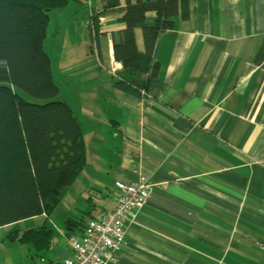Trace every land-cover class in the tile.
I'll return each instance as SVG.
<instances>
[{
  "label": "crops",
  "instance_id": "0c3cea01",
  "mask_svg": "<svg viewBox=\"0 0 264 264\" xmlns=\"http://www.w3.org/2000/svg\"><path fill=\"white\" fill-rule=\"evenodd\" d=\"M86 1L101 67L90 63L97 74L65 102L79 118L87 163L49 217L19 223L41 225L5 226L10 234L44 224L54 230L50 249L20 244L11 264L74 260L66 220L85 235L112 206L117 184L141 175L152 184L149 197L110 264H264V0H191L189 17L159 36L149 82L114 58L127 0L100 18L96 40L91 18L105 0ZM155 21L149 13L147 24ZM135 37L145 51L141 28ZM121 81L146 82L145 94L117 88Z\"/></svg>",
  "mask_w": 264,
  "mask_h": 264
},
{
  "label": "trees",
  "instance_id": "16d2710c",
  "mask_svg": "<svg viewBox=\"0 0 264 264\" xmlns=\"http://www.w3.org/2000/svg\"><path fill=\"white\" fill-rule=\"evenodd\" d=\"M71 1L81 0H0V228L42 215L49 217L87 163L79 118L68 103L57 100L60 88L44 50L51 12ZM121 3L108 0L101 12L92 15L93 39L99 36L100 18ZM190 3L127 0L126 12L119 19L124 26L121 39L113 45L115 60L134 75L148 74V82L154 79L157 40L176 27V18L189 17ZM152 12L156 21L148 25L147 15ZM138 28L142 29L145 51H139L136 44ZM116 87L140 98L147 84L121 81ZM17 89L49 102H29ZM65 229L70 236L78 235L79 226L70 219ZM9 237L45 251L52 246L54 230L44 224L22 234L15 231Z\"/></svg>",
  "mask_w": 264,
  "mask_h": 264
},
{
  "label": "rangeland",
  "instance_id": "374dc122",
  "mask_svg": "<svg viewBox=\"0 0 264 264\" xmlns=\"http://www.w3.org/2000/svg\"><path fill=\"white\" fill-rule=\"evenodd\" d=\"M107 1L108 0L104 1L103 6ZM70 4L68 8L65 7L51 12L47 37L44 42V50L51 58L55 82L62 87V91L60 89L61 93L57 97V100L64 102L66 100L68 103H74L72 100L74 95H77V86H80L81 80L85 77L97 74L93 71L92 64L97 67H101V64L91 42V32L88 26L85 25L90 14L87 1H71ZM97 10L98 8H95V12ZM69 26H71V28L69 31H66ZM17 92L32 103L45 104L49 102V100L46 99L32 97L19 89H17ZM40 220L41 219H39L38 222L35 220L28 221L21 225L18 223L15 229L20 230L32 226L35 223H40L41 225ZM8 232L9 230L5 227L0 230V235L5 236L2 242H0V264H5V254L7 255V258H5L7 264H11L14 255L17 257L20 256V254H16L20 248V244L24 245V243L18 240L12 241L10 237L7 239L10 235ZM14 243H16L17 247L14 246ZM18 259L19 258L15 260Z\"/></svg>",
  "mask_w": 264,
  "mask_h": 264
},
{
  "label": "built area",
  "instance_id": "2783aa9c",
  "mask_svg": "<svg viewBox=\"0 0 264 264\" xmlns=\"http://www.w3.org/2000/svg\"><path fill=\"white\" fill-rule=\"evenodd\" d=\"M152 184L141 175L130 184H117L118 195L112 206L98 219L92 220L83 236L69 237L75 259L57 264H110L116 262V252L124 243L126 228L134 211L147 201Z\"/></svg>",
  "mask_w": 264,
  "mask_h": 264
}]
</instances>
